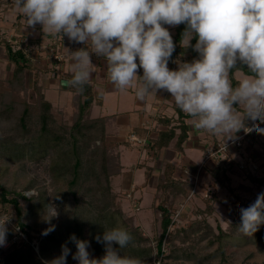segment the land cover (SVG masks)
<instances>
[{"label": "rangeland", "instance_id": "obj_1", "mask_svg": "<svg viewBox=\"0 0 264 264\" xmlns=\"http://www.w3.org/2000/svg\"><path fill=\"white\" fill-rule=\"evenodd\" d=\"M3 1L6 2V0H2L0 4L5 3ZM10 1H12L10 4H14V0ZM3 8L2 6L1 9ZM2 12L0 11V13ZM11 24L13 25V23ZM11 24H2L0 17V38L5 39L6 42H8L9 36L3 33V28ZM0 46L4 45L1 43ZM17 49L15 47L13 51ZM55 49H59V46L55 45ZM8 53L9 51L6 50L5 54L8 55ZM14 70L15 64L0 55V94L7 92L6 95H8L0 97V185L9 192L23 193L30 199L28 201L20 200V205L23 209V222L33 238L32 243H34H29L28 235L24 234L20 237L19 242L16 241L14 247L13 244H10L7 249H4L6 252L13 251L16 246L21 251L25 250L23 252L28 255L30 252L26 250L30 245L29 248L35 252V259L38 261L40 259L45 263L59 257L62 252L61 246L66 244L70 249L66 264H78V261L72 258L77 249L75 243L70 240L71 235L75 234L77 238L82 234L84 240L90 244L87 249L90 257L100 259L105 255L106 245L103 242H97L96 239L94 242L91 241L92 235L102 238L105 229L113 227H122L130 232L132 228L135 229L141 224L140 234L149 238V241L144 242L139 239L141 237L137 232H130L133 237L132 242L120 251L125 256L139 257L144 261V264H157V262L154 263V257L157 255V241H155L157 239L154 238L162 234L163 212L159 206L163 204L172 215V223L163 242L167 250L165 256H170L164 258L165 263L264 264V225H261L253 236L244 235L238 228L241 224L240 210L249 207L255 202L257 195L264 192V133L257 135V138H246L240 148L231 145L230 153H234L229 163L232 166H223V170L226 169V172H221L218 177L215 176L216 178L211 177L208 172H214L220 162L224 161L225 155L221 158L206 159L209 150H216V147L212 145L205 152L203 160L199 161L201 163L196 172L192 174L191 178L186 179L188 182L186 193L182 196L169 195V197H165V192L161 189L157 190L154 193L155 199L153 196L149 206L142 204V209L149 208L148 212H150L147 213L150 215L149 219H144L143 214L137 211L140 209L139 202L133 201L131 205L132 200L125 198L129 202L124 203L121 198L123 194H120V186L113 188L111 185L109 188H111V196L119 195L121 197H117L115 200L108 197V190L101 189L102 187H99L100 184H98L99 181L106 187L103 177L95 180L89 173L87 157L94 160L92 155L87 156L88 151L84 152L86 149L81 148L82 144L75 143L70 131L67 133L64 131L66 127H71L76 120L77 106L79 105L77 98L70 95L71 98L69 97L67 103L62 101L53 104L54 115H57V120H60L59 116H61L62 120L54 123L55 128L51 130L54 134L47 136L41 134V140L38 139L39 133H37L40 130L37 110H30L29 115L26 116L25 121L29 127L25 129L21 127L19 120L23 110L21 106H17L14 110H8V113L3 111L6 109L5 104L9 103L11 99L9 92ZM32 74L27 70L25 72V87L23 90L20 86L15 89L22 96H27V100L35 105L36 102L33 100L36 99V93L33 91ZM237 75L242 78L244 74L237 72ZM88 118L94 119L89 116ZM242 131L229 141L239 138ZM55 133L63 134V139L55 140L53 136ZM88 135L89 133L85 134V136ZM76 137H79V141L81 135L76 134ZM48 140L50 141L48 147L40 142ZM102 145L100 139L96 138L92 141L90 150L96 146L102 147ZM248 146H250L249 151ZM218 147L220 148V144ZM137 148H134L133 151L129 150L133 155L128 164L130 167L128 173L131 174L133 171H137V169L132 170L134 165L137 162H143V159L139 160L140 154ZM175 151H178L179 155L184 153L188 158L190 155L196 158L193 151L185 150L183 152L178 149ZM142 157L146 159L145 156ZM78 159L81 164L78 175H75L73 172ZM163 169L161 167L158 175L150 178L149 188L161 186L164 183ZM95 170L94 174L100 172L98 166L95 167ZM173 171L174 174L175 167ZM142 173L145 177L143 171H137L136 177H141ZM73 178L77 182L75 187H71ZM173 178L177 179L178 176L175 174ZM146 196L151 198L149 194ZM207 200L212 203V213L201 215L198 212L206 209ZM47 205L55 206L59 215L51 220V224L55 225V230L48 235H42L44 229L49 227V224L44 222ZM120 209L121 211L118 213L117 211ZM134 218L135 221L132 223L130 219ZM16 219L17 212L12 205H0L1 224L7 220L5 225H11V222L14 224ZM192 230L197 231L193 233ZM15 231L16 228H12L13 235ZM220 234L222 235L219 236ZM13 237L10 239L6 237L9 243L14 241ZM36 238L38 241L35 240ZM183 238L186 239L183 240ZM112 246L119 249L118 244L113 243ZM148 248L154 249L152 256L147 253ZM38 261L33 264H40Z\"/></svg>", "mask_w": 264, "mask_h": 264}, {"label": "clouds", "instance_id": "obj_2", "mask_svg": "<svg viewBox=\"0 0 264 264\" xmlns=\"http://www.w3.org/2000/svg\"><path fill=\"white\" fill-rule=\"evenodd\" d=\"M14 4L28 26L39 23L45 33L63 34L87 45V50L64 48L73 73L68 85L79 91L91 81V53H95L106 58L107 75L117 90L134 89L141 101L166 90L192 118L196 130L221 137L223 142L243 130L246 120L264 123V0H14ZM180 24L186 25L181 46L193 47L199 58L174 61L178 70H170L176 46L163 25ZM238 61L251 74L243 75L234 86L232 73L240 70ZM138 67L143 69L142 77L137 76ZM256 131L264 133L258 125ZM240 212L239 231L253 236L264 225V192ZM58 215L55 206L45 207L44 222L49 227L42 235L55 230L51 220ZM7 220L0 224V246L6 244ZM70 240L76 245L72 258L78 264H144L139 257L122 255L120 250L133 240L122 227L105 229L102 238L96 237L106 245L100 259L90 257L88 241L75 234ZM61 247V255L45 264H66L70 249L66 244Z\"/></svg>", "mask_w": 264, "mask_h": 264}, {"label": "crops", "instance_id": "obj_3", "mask_svg": "<svg viewBox=\"0 0 264 264\" xmlns=\"http://www.w3.org/2000/svg\"><path fill=\"white\" fill-rule=\"evenodd\" d=\"M10 3L12 1L6 0L5 3L0 4V11H3L0 13L2 24L13 23V25L4 27L3 33L9 36V42H14V48H22L27 53V57L29 58L28 71L33 73L31 78L33 85L37 83L38 86H41L45 101L51 102L52 104L62 101L67 103L68 99L75 97L76 94L69 90V78L67 76L73 75V73L71 72L70 58L64 48L70 51H76L80 48L87 50V45L70 41L63 34L59 36L45 33L43 26L39 23L35 27L28 26L23 14L19 12L15 4ZM2 6L4 7L3 9H1ZM163 26L169 30L174 40L178 25L172 27L169 25ZM55 45L59 46V49H56V51L57 55L61 57V62L53 61L50 56V47ZM4 48L5 46H0V49H2L0 50V55L9 60L5 54L6 49ZM88 48L91 50L90 44ZM185 55V58L178 57L171 59L168 63L169 69L178 70V64L174 61L179 60L180 62H184L185 60V62H192L194 59L199 58V55L194 56L189 53ZM91 60L94 69L88 85L92 88L94 97L88 111V116L94 119H106L104 130L107 140L119 145L117 151L122 169L116 177L112 178L111 185L113 188L120 186V194H123V196H115L121 197L124 203L129 202L125 198L131 199V205L133 201L135 203L139 202L140 209L137 211L143 214L144 219H149L150 215L147 214L150 213L148 212L149 208L142 209V204L149 206L152 203L153 196L155 199L154 193L159 190V186L150 187V189L149 181L150 178L152 179L158 175L161 167L164 168V174L167 165L171 164L176 169L174 175L176 174L178 178L181 177L182 179L188 180L196 172L198 165L201 163L199 161L203 160L205 152L212 145L218 148L219 144L226 143L229 140L223 142V138L221 137L196 130L193 126L192 118L188 117L183 121L188 126V137L182 145V150L183 152L185 150L193 151L198 159L192 155L188 158L183 152L182 155H179L178 151H175L176 140L180 133V129L178 128L179 115L184 116L188 114L184 113L174 104L171 94L166 90L160 89L155 94L141 101L136 97L134 89L120 91L114 87L107 75L108 65L106 58L91 53ZM137 62H139L138 58ZM237 72L234 73V77L236 81H239L241 78L237 75ZM240 73L243 74L242 72ZM137 76H143L142 68L138 67ZM84 99L85 97L81 101L83 102ZM234 106L239 107L238 105ZM167 121H170V124H165ZM169 130H176L177 136L173 138L168 146L160 149H154L148 146L161 139ZM240 131L235 136H238ZM136 147H138L137 150L140 154L139 160L142 161L143 159V162H137L132 170L137 169V171H143L145 173V177L142 173L141 177H139L140 179L136 177L137 171H133V174L128 173L130 168L128 165L129 160L133 157L131 151ZM247 148L249 151L250 146ZM230 151L228 154L232 158L234 152L230 153ZM142 156H145L146 159ZM126 158L127 161H125ZM143 186L146 188H141ZM147 194L151 198L146 196ZM133 221H135V218L132 219ZM140 225L138 226L139 228Z\"/></svg>", "mask_w": 264, "mask_h": 264}, {"label": "trees", "instance_id": "obj_4", "mask_svg": "<svg viewBox=\"0 0 264 264\" xmlns=\"http://www.w3.org/2000/svg\"><path fill=\"white\" fill-rule=\"evenodd\" d=\"M2 1V0H0ZM186 25L185 24H180L176 27V37L174 38L173 42L175 44V51L172 54L171 59H175V58H180V57H184L185 58V54L189 53L191 55H199V53H197L193 47H188L187 49L183 48L180 44V41L182 39V34L185 31ZM9 42V41H8ZM5 41V39L0 38V44L2 43V45L5 46L6 50L9 51L8 53V58L11 62H13L15 64V70H14V74H13V80L11 82V90L9 92V95L11 96L10 102L5 104V108L3 111L8 113L10 110H14L16 109L17 106H21L22 107V112L19 116V120L21 122V127L22 128H27L29 127V124L26 123L25 119L26 116L29 115L30 110H37V121L40 124V130H38L37 133H39V138L41 134H45L46 136L49 134H54V132H52L51 130H53L55 128V124L57 123V121L62 120L61 116L60 120H57V115H54V107L53 104L51 102L45 101L44 99V95L42 93V88L41 86H38L37 83L34 84L33 86V91L36 93V99H34L33 101L36 102V104L34 105L33 102L31 104V102H29L27 100V96H22L20 93H18V90L15 89V87L20 86L21 89L23 90V88L25 87V72H27L28 70V63H29V58L27 57V53H25L22 48L13 51L14 49V44L12 43H8ZM196 43V38L194 37L191 41L190 44L191 45H195ZM52 50H50V56L52 58L53 61H57V62H61V57L57 55V51L55 49V46L51 47ZM58 57V58H56ZM170 59V60H171ZM169 60V61H170ZM185 62V60H184ZM137 64L139 65V62H137ZM237 68H239V72H242L244 75H250V70L248 69L247 65L242 64L241 62H237ZM237 72V70H233L232 73V79H233V84L234 86L236 84H238L239 81H236L235 77H234V73ZM73 75H69L67 76V78H69V80L72 78ZM14 85V88H12V86ZM69 90L72 91L73 93L76 94L75 98H77V100L79 101V105L77 106V116H76V120L74 122V124L71 127H66L65 128V132L67 133V131H70L71 137L73 138V140L75 141V143H81L82 146L81 148L86 149L84 152L86 153L88 151V155H92V158L94 160L89 159V157H87V161H88V165H89V173L93 176V178L95 180H98V178L103 177L104 182L106 187H104L99 181L98 184L99 187H102L101 189H106L108 190V197H111V199L117 198V196H111L110 191L111 188H109L111 186V181L113 177H116L120 172H121V165H120V157L118 154V144L114 143V142H110L107 140V136H106V132L104 130V124L106 122V119L102 118V119H90L88 118V111L90 106L92 105L93 102V90L92 88L86 84L83 87V91H79L77 88L75 87H71L69 86ZM6 93H2L0 94V97H7L8 95H6ZM4 95V96H3ZM21 97V98H20ZM85 97L84 101L82 102L81 99ZM77 102V101H76ZM34 107V108H33ZM9 110V111H8ZM181 115V114H180ZM179 115V125L178 128L180 129V133L178 134L179 137L176 140V144H175V148L178 150H182V145L184 143V141L187 139L188 137V126L187 124H185L183 121H185L186 118L190 117L189 115H184V116H180ZM88 122V123H87ZM165 124H170V121H167ZM251 124V120H246L245 121V128H248L249 125ZM177 128V127H176ZM86 133H89L88 136H85ZM76 134L81 135L80 140L78 141L79 137H76ZM54 139L57 141H61L63 139V134L60 133H55ZM176 135V130H169L167 133H165L163 135V137L161 139H159L158 141L149 144L148 146H151L152 148L156 149V148H162L165 146H168V144H170V142L173 140V138H175ZM99 138L100 142L103 144L102 147H98L96 146L93 150H90L91 148V143L94 139ZM249 138H254V136L251 134L250 136L247 137V139ZM41 140V139H40ZM77 141V142H76ZM41 144H44L45 146H49L50 141H40ZM74 143V145H75ZM218 148H216V150H218ZM229 153V152H228ZM227 153V157H225L224 161L220 162V164L214 169V172L210 173L211 177H218L219 174L225 173L226 169L223 170V166H228L231 167V163H229L230 160V154ZM96 158V159H95ZM80 160L78 159L76 164H75V168H74V174L78 175V169L80 167ZM97 164V165H96ZM100 169V172H96L97 174H94L95 167H97ZM91 167V169H90ZM174 167L171 164H168L166 167V170L164 172V183L159 186V189H161L163 192H165V197H169V195H184L186 193V187L188 186L187 182H182L179 180H176L175 178H173V171ZM215 177V178H216ZM77 185V182L75 180V178H73L71 180V187H75ZM170 193V194H169ZM173 196V197H174ZM20 200H24V201H28L30 199H28L27 196H25L23 193H12L7 191L3 186L0 185V205L5 206V205H12L14 207V209L17 212V219L15 220L13 225H5V227L7 228V233H6V237L8 239H10L11 237H13V232H12V228H20L21 230H23L25 232L26 235H28V239H29V243H31L32 241V237L29 234L28 228L27 226H25L24 222H23V209L22 206L20 205ZM4 209V208H3ZM159 209H161V211L163 212L162 215V221H161V228H162V234L158 236H155L154 239H157L155 241H157L156 243V253L157 255L155 257H159L164 253V258L167 257L165 256L167 250L164 247V239L166 237L168 228L171 226L172 223V215L170 214V210H168L166 208L165 205L161 204V206H159ZM118 210L117 212L120 213ZM201 215H204V213H212V203L210 200H207V207L204 211L200 210L198 212ZM132 222V219H130ZM1 221V220H0ZM7 222H5L6 224ZM133 223V222H132ZM1 224V222H0ZM137 232V234L142 238H139L140 240H143L144 242H146L147 240L149 241V238L142 236V234H140L141 230L139 227H135V229H131V233ZM197 230H192V232L196 233ZM221 233L223 234V232L221 231ZM222 234H220L219 236H221ZM86 237V236H85ZM77 239L79 240H84V236L82 234H80L79 236H77ZM91 239V237H90ZM96 237L95 235H92V239L91 241L95 240ZM186 238H183V240ZM219 239V238H218ZM105 244V243H104ZM14 247V245H13ZM12 247V248H13ZM27 247V246H25ZM30 247V245H29ZM27 247L28 255L26 252H23L25 250H19L18 248H13L14 250H8L7 252L0 248V264H33L35 263V261H38L35 259V252L31 250V248ZM32 247V246H31ZM154 249L153 248H148L147 253L150 254V256H152V251ZM163 250L165 252H163ZM10 251V252H9ZM22 254V255H21ZM155 257H154V263H155ZM170 257V256H168ZM167 257V258H168ZM163 258L162 264H167L165 263ZM35 259V261H34ZM40 264H45L44 262H41V260L39 259Z\"/></svg>", "mask_w": 264, "mask_h": 264}, {"label": "built area", "instance_id": "obj_5", "mask_svg": "<svg viewBox=\"0 0 264 264\" xmlns=\"http://www.w3.org/2000/svg\"><path fill=\"white\" fill-rule=\"evenodd\" d=\"M58 58V57H56ZM259 126L260 129H264V123H261L259 120L257 121H251V124L249 125L248 128L244 129L240 135L239 138H236L232 141H228L226 143H222L220 144V148L218 150H209L208 151V155L206 157V159L210 160V159H214L215 157L216 158H221V156L223 155H227V153L230 151L229 147L231 145H234L236 148H240L243 143H244V140L250 136L251 134L257 138V135H259L261 132H258L256 131V126ZM247 129H252L251 131H248ZM224 156V158H225ZM253 165V163H251ZM255 167V166H254ZM198 177V176H197ZM180 181H183V182H187L186 179H182L181 177L179 178ZM188 183V182H187ZM11 225H13V223L11 222ZM14 241L12 243H9L8 239L6 238V244L4 246H0V248L2 249H7V247H9V245L13 244V245H16V241H20V237L23 236L25 234V232L23 230H21L20 228H16V231L14 233ZM29 240V239H28ZM35 240L38 241V239L36 238ZM34 243V242H33ZM32 241H31V244H33ZM36 245V244H35ZM163 252H165L163 250ZM163 258H164V253L159 256V257H155V262H157V264H162V261H163Z\"/></svg>", "mask_w": 264, "mask_h": 264}]
</instances>
